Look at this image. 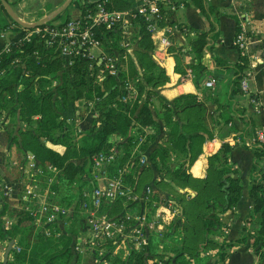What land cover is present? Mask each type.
I'll list each match as a JSON object with an SVG mask.
<instances>
[{
	"label": "trees",
	"instance_id": "obj_1",
	"mask_svg": "<svg viewBox=\"0 0 264 264\" xmlns=\"http://www.w3.org/2000/svg\"><path fill=\"white\" fill-rule=\"evenodd\" d=\"M99 1H84L80 14L93 11ZM191 1L208 19L206 29L200 30L188 42L195 58L188 67L195 80L198 82L204 76L206 66L201 57L203 51H209L216 66L232 68L234 76L230 94L241 93L247 56L240 54L236 61L229 64L215 55L212 48L219 35L215 25L219 12L206 0ZM171 3L177 4L178 1H157L159 17L155 20L139 12V2L136 0L103 1V6L108 10H129L134 14L131 24L135 29L133 41L136 45L131 51L127 50L129 43H121L123 22L119 21L111 27L99 23L92 28L102 50L108 55L118 56V72L114 75H100L103 64L97 61L88 67L84 60L76 58L65 65L64 59L47 44L46 36L37 32L31 33L28 39L22 38L0 49V117L9 109L10 113L17 114L27 123L26 127L18 129L15 141L42 164L55 166L56 180L52 187L57 190L55 200L58 203L69 205L78 202L83 190L93 185L90 179L93 156L101 151L109 152L112 147L116 149L114 158L106 165L110 174L117 173L119 168L126 165L123 173L125 182L134 191L142 189L146 183L151 184L150 196L156 203L167 202L161 189L173 193L171 198L179 205L181 214L180 248L173 255L167 254L168 247L162 251L156 248L158 239L163 241L176 229L177 223L172 221L163 230L162 237L151 234L146 245L132 248L125 257L112 253L110 240L103 242L104 251L100 257L108 259L110 264H149V259L152 260L151 264H169V260L172 264H204L209 257V249H216L215 264H226L231 248L244 243L248 237L246 225L244 234L239 238L227 240L214 236L221 225L219 213L233 206L242 191L240 178L233 175L237 169L228 160L230 145L224 142L215 153L209 155L204 177L193 176L189 171L191 163L201 151L203 141L214 135V131L203 121L205 100H216L218 108L222 109L219 115L224 122L231 118L226 103L220 102L212 93L205 94L203 100L195 93H183L176 96L172 104L160 99L162 110L157 117L165 126L162 142L148 154L145 153L152 135H148L144 127L156 122L150 104L154 98H158L156 88L168 79L164 68L151 57L153 42L149 25L172 24L166 19V11ZM60 17L61 22L70 18L67 7L40 27ZM180 28L188 29L189 26L180 24ZM183 49V45L172 40L166 46L167 52L175 58V70L182 74L185 73L181 56ZM54 78L58 80L56 85H52ZM79 98L91 101L97 116L89 128L75 134L71 124L75 101ZM235 111L242 114V108ZM113 135L122 138L113 141ZM250 149L254 160L248 194L254 198V203L246 222L257 212L260 213L261 222L252 246L263 259L264 180L261 162L264 145ZM140 153L147 156L145 164L139 162ZM153 169L158 172L154 180L151 178ZM50 174L52 172L48 171L47 175ZM172 183L179 188L188 187L193 193L179 191ZM63 187L66 190L63 191ZM141 206V203H128L125 197H116L106 205V210L114 213ZM17 215L18 219L9 226L0 221V238H13L19 243L11 250L8 264H71L78 256L79 252L74 246L80 233V214L76 209L64 218L63 231L50 235H44L41 231L32 235L33 218L29 211L23 208ZM166 255L168 260L162 262Z\"/></svg>",
	"mask_w": 264,
	"mask_h": 264
},
{
	"label": "crops",
	"instance_id": "obj_2",
	"mask_svg": "<svg viewBox=\"0 0 264 264\" xmlns=\"http://www.w3.org/2000/svg\"><path fill=\"white\" fill-rule=\"evenodd\" d=\"M66 0H7L11 5L13 14L21 20L34 22L49 12L58 9ZM86 0H71L68 5V13L70 16L80 13L81 5ZM141 2L142 0H136ZM214 6L219 12L218 22L215 24L219 32L218 37L214 40L212 52L222 57L229 64L236 61L240 54H245L248 58V64L245 68L243 78H245L247 91L238 94H230L233 83V73L231 67H218L209 51H203L201 61L206 66L204 76L198 80L194 78L192 70L188 64L195 60L194 54L189 50V39L196 37L200 30L206 29L208 19L201 13L199 8L191 1L184 0L183 6L166 11V19L173 23L157 25L152 33L153 47L151 48V57L161 67L164 68L168 79L156 88V96L153 103L150 104L152 113L156 122L145 126L144 130L152 137L148 141L145 153L148 154L151 149L162 142V135L165 126L162 120L157 117L162 110L160 99L172 104L173 99L183 93H195L202 100L205 94L212 93L220 102L226 103V110L230 113L229 121H223L219 115L221 108H218L216 100L206 99L205 111L203 113V121L205 125L214 131L213 137L203 141L201 151L191 163L189 171L193 176L204 177L207 173L208 157L215 153L222 145L227 142L230 145L228 160L237 169L236 176L240 178L242 191L236 203L225 211L219 213L221 225L214 234L217 239H236L244 234V228L248 229V237L242 244L235 245L231 248L226 264H264V258L252 246L254 234L257 231L261 215L257 212L254 217L246 222V218L251 212L254 198L248 194V186L250 184L251 166L254 160L252 150L244 143L235 144L232 140L233 135L244 132L249 133L250 126L262 125L264 127V0H206ZM124 28L122 30V44L129 43L128 51L136 45L133 41L135 29L131 24L130 15L125 16ZM153 19V18H152ZM60 18L55 21H60ZM180 24H186L188 29L180 28ZM240 30L245 31L246 43L244 49H239L233 40L236 33ZM31 32L14 20L12 15L6 10L0 1V49L7 47L10 43L25 38ZM162 35H166L168 44L170 40L177 44L183 45L182 65L185 66V73L182 74L175 70V58L168 53L166 46L161 44L159 39ZM155 48V50H153ZM100 49L101 46H100ZM99 48L95 49L98 52ZM67 65V64H65ZM188 71L191 75H188ZM101 73V68L99 74ZM214 80V86L205 85L207 78ZM57 78H54L52 85H56ZM253 97L258 102V107L251 102ZM158 102V104H157ZM76 109L74 112L71 128L74 133L83 132L89 128L97 116L96 109L91 101L79 98L75 101ZM242 108V114L235 111ZM27 123L19 118L17 114H12L6 109L0 117V184H10L15 188L14 193L5 194L0 190V221L9 226L18 219V212L23 210V202L18 193V188L22 187L23 167L25 166L30 151L23 150L15 141L19 128H24ZM119 135H113L112 140L116 141ZM158 172L153 169L152 180L156 178ZM179 191L188 188H179L172 183ZM164 196H172V192L161 189ZM178 214L170 219V215H166L165 226L170 222L177 223L176 229L171 231L162 240L157 242V250L162 251L164 247H168L167 254L173 255L180 248L182 243L181 231V214L178 205ZM34 225V224H33ZM165 227V228H166ZM33 230V229H32ZM79 235V234H78ZM76 237V240L78 238ZM158 237V236H157ZM160 238V237H158ZM12 240V242H11ZM11 245L9 247V243ZM78 242V240H77ZM81 250L71 264H102L100 254L97 251H89L90 248L83 246V240L80 241ZM19 243L11 238H0V264H8L11 259V250L18 247ZM9 250L7 251V248ZM75 248V247H74ZM216 249H209V257L204 264H215ZM168 260V255L163 257L162 262ZM149 259L148 263L151 264ZM172 264V261H168Z\"/></svg>",
	"mask_w": 264,
	"mask_h": 264
},
{
	"label": "built area",
	"instance_id": "obj_3",
	"mask_svg": "<svg viewBox=\"0 0 264 264\" xmlns=\"http://www.w3.org/2000/svg\"><path fill=\"white\" fill-rule=\"evenodd\" d=\"M103 1L97 2L95 9L85 15L79 13L70 16L64 22L60 20L42 27L35 26L25 38L28 39L33 32L41 33L46 36L47 44L64 59L65 64L68 65L74 59L79 58L84 60L86 66L90 67L92 62L97 61L103 64L100 75L117 74L118 56L108 55L100 49V42L94 36L92 28L99 23L106 27L114 26L119 21L124 23L126 15L132 17L134 14L129 10H108L103 6ZM157 1L142 0L138 5L139 12L145 14L148 19L156 20L159 17ZM166 1L171 2L172 0ZM177 1V4H169L168 9L183 6L184 0ZM149 29L153 33L155 23H151ZM159 42L168 44L166 35H162ZM233 42L239 49H244L245 31H238ZM96 48H99L98 52H95ZM188 75H191L190 71H188ZM205 85L213 87L214 80L208 77L205 80ZM241 90L242 92L247 91L245 78L241 80ZM250 100L258 107L257 100L253 97ZM121 138L119 135L116 139L120 140ZM232 140L235 144L244 143L249 148L263 146L264 127L262 125L250 126L249 133L235 134ZM115 150L112 147L109 152L101 151L93 156V170L90 177L93 185L91 188L83 190L77 203L73 202L69 205L60 204L54 199L57 192L52 187L53 181L56 180L55 166L42 164L33 154L28 155V160L23 167L22 180L24 184L18 188V191L21 189L20 198L23 208L29 211L33 218V224H36L44 235L62 232L66 222L64 218L76 209L80 214V233L77 238L78 242L74 246L75 249L81 250L80 241L83 240V246L90 249L92 246H96L95 249L99 254H102L104 251L103 242L110 240L113 244L112 253H118L125 257L132 248L146 245L151 234L158 237L163 236V230L166 227L164 221L168 219L165 218L163 210H166V215H170V219L174 218L179 211L177 202L169 196H166V203L153 201L150 196L152 186L149 183L143 185L142 189L134 191L123 178L126 165L119 168L117 173L110 174L106 165L114 158ZM146 161L147 156L140 153L139 162L145 164ZM261 164L264 180V158ZM48 171L52 174L47 175ZM41 182L43 183L42 188L40 187ZM0 190L5 194H12L15 188L4 183L0 184ZM116 197H125L128 203H141L142 206L132 210L110 213L106 210V205ZM99 260L102 264H110L106 258L100 257Z\"/></svg>",
	"mask_w": 264,
	"mask_h": 264
},
{
	"label": "water",
	"instance_id": "obj_4",
	"mask_svg": "<svg viewBox=\"0 0 264 264\" xmlns=\"http://www.w3.org/2000/svg\"><path fill=\"white\" fill-rule=\"evenodd\" d=\"M0 1L2 2L4 7L6 8V10L12 15L14 20H16L17 23H19L20 25H22L26 28H33L35 26H40V25L44 24L45 22L54 18L60 11H62L68 5V3L71 0H66L58 9L49 12L48 14L42 16L41 18L35 20L34 22H27V21L19 19L18 17H16L13 14L11 5L7 2V0H0ZM233 175L236 176V174H233ZM11 242H12V240H11ZM11 242L9 243V247L11 245ZM9 247L7 248V251L9 250Z\"/></svg>",
	"mask_w": 264,
	"mask_h": 264
},
{
	"label": "rangeland",
	"instance_id": "obj_5",
	"mask_svg": "<svg viewBox=\"0 0 264 264\" xmlns=\"http://www.w3.org/2000/svg\"><path fill=\"white\" fill-rule=\"evenodd\" d=\"M40 187L42 188L43 187V183L41 182L40 183ZM63 191L64 190H66L64 187H63V189H62ZM21 191V189L18 191V193ZM57 195H58V193L56 192V197H57ZM54 199H55V197H54ZM56 201V200H55ZM78 223V222H77ZM32 235L35 233V232H37V231H41V229L39 228V227H37V225L35 224V225H32ZM78 231H80V218H79V223H78ZM95 247L96 246H92V248L89 250V251H94L95 250Z\"/></svg>",
	"mask_w": 264,
	"mask_h": 264
}]
</instances>
